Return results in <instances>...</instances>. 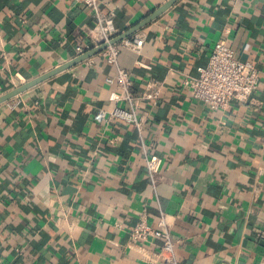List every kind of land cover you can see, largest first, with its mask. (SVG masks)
Listing matches in <instances>:
<instances>
[{
    "label": "crops",
    "instance_id": "obj_1",
    "mask_svg": "<svg viewBox=\"0 0 264 264\" xmlns=\"http://www.w3.org/2000/svg\"><path fill=\"white\" fill-rule=\"evenodd\" d=\"M99 1L119 34L169 0ZM93 26L76 0H0V96L95 48ZM221 39L260 81L249 101L213 111L184 79ZM120 43L135 91L161 88L140 102L144 137L163 158L156 187L136 128L94 120L119 87L102 52L88 57L0 104V264H163L148 259L159 239L131 240L144 210L149 223L167 216L179 264H258L264 0H177Z\"/></svg>",
    "mask_w": 264,
    "mask_h": 264
},
{
    "label": "built area",
    "instance_id": "obj_2",
    "mask_svg": "<svg viewBox=\"0 0 264 264\" xmlns=\"http://www.w3.org/2000/svg\"><path fill=\"white\" fill-rule=\"evenodd\" d=\"M86 6L94 18L93 37L95 45L110 43L118 34L114 21V13L105 11L99 0H76ZM129 42V41H128ZM144 39L135 38L132 43L141 47ZM90 45H78L77 53H83ZM121 43L109 44L102 51L109 64L115 65L117 72L110 77V82L116 81L118 90L110 95L116 104L109 108H100L94 116L97 122H109L121 119L133 125L139 133L140 151L144 156L147 176L153 188L156 187L158 175L161 172L163 158L152 152L151 145L144 137L145 120L140 115V102L142 99L152 100L159 96L160 85L157 81H150L147 89L138 94L129 72L119 65ZM260 71L249 60H241L235 51L224 39L216 42L207 63L200 66L196 75H189L184 79L185 85L190 87L193 96L204 102L211 110L225 109L233 100L247 102L251 99L259 86ZM148 213L144 210L138 222L131 230V240L135 242H148L152 238L159 239L154 255L148 259L163 264H179L177 255V241L173 239L171 227L167 216L161 213L155 223L148 222ZM258 264H264V255Z\"/></svg>",
    "mask_w": 264,
    "mask_h": 264
},
{
    "label": "water",
    "instance_id": "obj_3",
    "mask_svg": "<svg viewBox=\"0 0 264 264\" xmlns=\"http://www.w3.org/2000/svg\"><path fill=\"white\" fill-rule=\"evenodd\" d=\"M177 0H169L168 2H166L164 5H162L159 9H157L154 13H152V15H150L149 17H147L146 19H144L143 21L137 23L136 25H134L133 27L129 28L127 31L123 32V33H119L117 34L111 41L110 43H102L98 46H96L95 48L87 51L85 54H82L81 56L73 59L72 61L60 65L59 67L31 80L28 81L27 83H24L23 85H20L19 87H16L14 89H12L11 91H9L8 93L0 96V104L9 100L10 98L22 93L23 91L37 85L38 83L52 77L53 75L68 69L71 66H74L75 64H77L78 62L91 57L97 53L102 52L103 50H105L109 44H115L118 43L120 41H122L125 38H128L131 34H133L135 31H137L138 29H140L141 27H143L144 25H146L148 22H150L151 20L155 19L156 17H158L160 14H162L164 11H166L169 7H171L174 3H176Z\"/></svg>",
    "mask_w": 264,
    "mask_h": 264
}]
</instances>
